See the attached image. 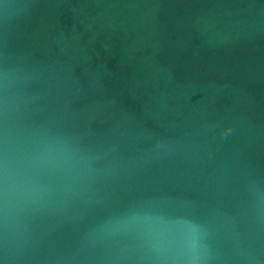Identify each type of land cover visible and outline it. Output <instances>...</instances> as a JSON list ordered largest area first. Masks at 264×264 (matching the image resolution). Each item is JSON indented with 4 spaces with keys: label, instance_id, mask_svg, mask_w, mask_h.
I'll return each instance as SVG.
<instances>
[{
    "label": "water",
    "instance_id": "95a60500",
    "mask_svg": "<svg viewBox=\"0 0 264 264\" xmlns=\"http://www.w3.org/2000/svg\"><path fill=\"white\" fill-rule=\"evenodd\" d=\"M0 264H264V0H0Z\"/></svg>",
    "mask_w": 264,
    "mask_h": 264
},
{
    "label": "clouds",
    "instance_id": "9594fccd",
    "mask_svg": "<svg viewBox=\"0 0 264 264\" xmlns=\"http://www.w3.org/2000/svg\"><path fill=\"white\" fill-rule=\"evenodd\" d=\"M198 235H199V230L196 229V231L194 232V240H195V238H198ZM194 252H195V243L193 241V243H191L189 245V253L192 254Z\"/></svg>",
    "mask_w": 264,
    "mask_h": 264
}]
</instances>
